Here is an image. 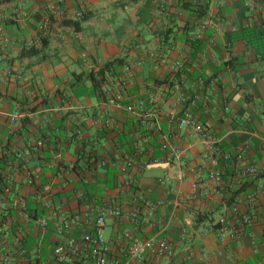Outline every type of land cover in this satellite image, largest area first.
I'll list each match as a JSON object with an SVG mask.
<instances>
[{
	"label": "crops",
	"instance_id": "0c3cea01",
	"mask_svg": "<svg viewBox=\"0 0 264 264\" xmlns=\"http://www.w3.org/2000/svg\"><path fill=\"white\" fill-rule=\"evenodd\" d=\"M116 58L127 86L110 78L103 90L138 104L132 113L88 79ZM186 110L218 142L220 184L201 138L179 128ZM85 152L111 163L90 166ZM0 183V259L14 264H47L64 221L80 241L114 208L104 236L122 262L264 264V0H0ZM135 239H167L174 257L133 260Z\"/></svg>",
	"mask_w": 264,
	"mask_h": 264
},
{
	"label": "built area",
	"instance_id": "2783aa9c",
	"mask_svg": "<svg viewBox=\"0 0 264 264\" xmlns=\"http://www.w3.org/2000/svg\"><path fill=\"white\" fill-rule=\"evenodd\" d=\"M254 1L256 2L258 0H251L252 5ZM212 24L213 21L211 19L207 20V22L204 23V25L201 27L199 33H202L204 30L207 29L208 26ZM180 66L181 64L177 63L176 67L179 68ZM124 70L125 78L124 82H122V87L126 88L128 78L131 76V69L130 67L126 66ZM173 89L175 92H180L182 90V85L180 83H175ZM123 99L124 98L121 94H117L109 100V103L118 109L125 108L130 113L134 112L135 109L138 108V104L125 105ZM150 101L151 103L155 101L153 93L150 94ZM190 104L194 106L195 102L192 101ZM13 121H15V119H13ZM179 128L192 129L194 134L201 138L206 148L204 158L211 166L209 178L216 184H220L222 182V176L224 172L223 167L220 166V161L216 156L218 151L217 140L211 135H209L208 130L199 121L194 119L193 112L191 110L185 111L184 117L179 120ZM168 147L169 146H167V144L163 146L164 149ZM184 153V149L174 147L172 148L171 154L178 161H180ZM244 154V152H240L235 157V159L243 162ZM18 157H23V154L20 153ZM82 158L88 165L93 167L103 168L111 163L110 157L100 158L90 152H85L82 155ZM229 159L233 160V156L228 157V160ZM127 166H133L131 160L128 161ZM258 172V169L254 167H248L243 169L242 174L246 176H255ZM181 179H183V176H181ZM40 199L44 204H47L45 196H42ZM22 208L25 213V204H23ZM108 216L122 217V212L118 208L111 209L110 211H101L94 219L93 232H85L80 241L76 240L72 235L73 224L70 221H64L60 227V230L65 238L61 243H58L49 249V261L47 264H128L122 262L120 259L113 257L111 249L106 242L104 236V229L107 224ZM34 222L35 229L40 234H44L48 230L49 224L46 219L37 218ZM251 222L252 213L246 214L241 217L242 225L246 226L249 225ZM221 224L224 227H228L231 223H229V221H227L226 219H222ZM224 236L225 235H223V237ZM4 239H8L7 233H4ZM15 240L17 244L22 243L21 237H17ZM20 254L26 257L27 250L24 247H21ZM128 254L131 259L139 262L143 261V259L147 255H152L157 260H165L174 257V250L167 239H135L133 244L129 247ZM0 264H14V261L10 257H5L0 259ZM24 264L30 263L25 262Z\"/></svg>",
	"mask_w": 264,
	"mask_h": 264
},
{
	"label": "trees",
	"instance_id": "16d2710c",
	"mask_svg": "<svg viewBox=\"0 0 264 264\" xmlns=\"http://www.w3.org/2000/svg\"><path fill=\"white\" fill-rule=\"evenodd\" d=\"M201 9H202L201 16H203L207 12L208 4L202 6ZM70 24H73L75 26L79 25V23H70ZM240 32H241L240 33L241 37H247L248 38V37H251L253 35H255V36L258 35V33L255 30H251V29H243ZM33 51H34V49L31 48L28 51V53L30 54ZM125 64L126 63H125L124 59L116 58V59H113L111 61L106 62L104 64V66L98 72L92 71L91 73H89L88 79L90 81H92L95 90L97 92H99L100 97L103 98V100L105 102L109 101V98H110L109 94H111V93L108 90L104 91L103 88L112 84L110 82V78H112L113 81L115 80V82H118L120 86L123 85L122 82H124V78H125V76L123 74V68L125 67ZM172 85H173V81H172ZM121 88H124V87H121ZM5 188H6L5 185L0 186V192H3ZM25 207H26V205H25Z\"/></svg>",
	"mask_w": 264,
	"mask_h": 264
}]
</instances>
